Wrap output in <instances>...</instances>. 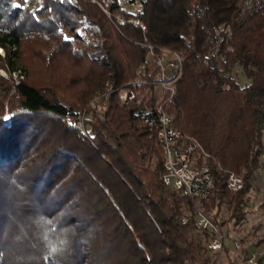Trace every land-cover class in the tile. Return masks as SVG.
Masks as SVG:
<instances>
[{"label": "trees", "instance_id": "trees-1", "mask_svg": "<svg viewBox=\"0 0 264 264\" xmlns=\"http://www.w3.org/2000/svg\"><path fill=\"white\" fill-rule=\"evenodd\" d=\"M131 1L143 8L126 10ZM29 2L0 0L2 66L20 72L0 74V264L10 263L11 207L35 222L17 264H212L214 233L194 217L182 223L191 201L164 184L163 150L135 115L140 105L109 91L146 81L132 86L142 102L159 100L201 144L195 164L214 178L204 211L220 229L242 221L264 155V0H111L110 12L127 18L120 31L92 0ZM94 24L104 43L71 37ZM165 50L183 57L171 97L151 83ZM225 170L241 175L242 189L227 187ZM223 207L228 217L219 220Z\"/></svg>", "mask_w": 264, "mask_h": 264}, {"label": "built area", "instance_id": "built-area-1", "mask_svg": "<svg viewBox=\"0 0 264 264\" xmlns=\"http://www.w3.org/2000/svg\"><path fill=\"white\" fill-rule=\"evenodd\" d=\"M109 16H115L120 24L127 22L126 17L121 13L112 14L109 10L111 0H92ZM76 5L79 0H71ZM126 10L137 12L143 8L142 2L131 1L123 5ZM127 7V8H126ZM130 22L139 25L144 31L147 30L137 17L133 16ZM151 52L154 47L147 44ZM158 72L152 84L171 96L174 95V83L179 79L183 71V57L178 51L165 50L157 58ZM122 100H134L140 105L135 115L151 131L156 133L157 140L163 150L164 184L172 190L179 191L182 196L190 199L192 213L186 212L182 217V223L188 222L191 217L195 218L201 229L210 230L214 233L209 241V248L212 251L223 250L226 235L221 231L212 218L204 211L203 203L209 202L214 188L213 173L209 165H196V151L202 150L201 144L194 137L186 134L177 127L173 116L164 109L163 104L158 100L154 104H145L133 90H124ZM83 127V122L77 123ZM226 185L230 190L238 191L243 188L244 180L241 175L231 170H225ZM192 214V215H191ZM237 248H242L236 244ZM263 251H248L247 261L249 264H258L263 258Z\"/></svg>", "mask_w": 264, "mask_h": 264}, {"label": "rangeland", "instance_id": "rangeland-1", "mask_svg": "<svg viewBox=\"0 0 264 264\" xmlns=\"http://www.w3.org/2000/svg\"><path fill=\"white\" fill-rule=\"evenodd\" d=\"M41 1L42 0H30L29 6L31 8H38L41 6ZM106 15L110 19L114 27L120 31V27L118 25H122V24L118 22L115 16H109L108 14ZM100 33H101V29L99 25L94 24L91 26L90 29L87 28L85 30H82L81 27H76L74 28L73 33L70 34L73 39L75 38L76 40L80 41L82 45L95 46L97 43L105 42V38H103L100 35ZM5 57H6V49L0 46V74L7 78L12 77L13 79L17 80L19 78V73H20L18 70L9 73V71L2 66ZM24 68L25 66L21 68V71ZM235 70L238 71L237 79L239 84L245 85L248 82V78L243 72L242 67L240 65H237ZM177 81L174 83L175 92H176ZM141 84H146V81H143L139 78H135L119 88L111 89L109 92H114L115 90L119 91L120 100L124 101L121 98L123 91L124 90L135 91L132 86L134 85L138 86ZM156 92L159 94L164 93V91H162L160 88H156ZM135 93L137 94V91H135ZM98 100H100V96L94 98L90 102V105L95 106L96 105L95 103ZM27 176L28 175L24 170L16 174L17 180L20 183L24 182ZM251 183H252V187L248 194V205L246 208V216L242 221L238 223L235 221H230L227 222L223 227H221V231L226 235V240L223 245V250L211 251L212 261H213L212 264H249L247 261L249 250L250 251L264 250V155H262V157L260 158L259 165L256 168H254L252 172ZM10 211L13 216L14 213L16 214V220L14 219L15 221H13L5 231V235H7L9 239L8 252L10 255L8 254L7 258L9 259L10 262L9 264H17L19 261L15 260L14 255L17 256L15 252H18L21 255L22 253H26V252L29 253V244H30L29 237H31V235L34 236L33 228H35V222L32 218L33 215L30 216L26 213H23L20 210L19 211L15 210L13 212L12 207L10 208ZM215 212L216 209H214L211 212L212 213L211 215H213ZM227 217H228L227 209L223 207L219 212L218 219L225 220ZM17 233L19 235H15ZM17 241L18 243H15ZM20 241L23 242H21L20 244ZM236 244H239L242 248H237ZM258 264H264V255H263L262 263L259 262Z\"/></svg>", "mask_w": 264, "mask_h": 264}, {"label": "snow or ice", "instance_id": "snow-or-ice-1", "mask_svg": "<svg viewBox=\"0 0 264 264\" xmlns=\"http://www.w3.org/2000/svg\"><path fill=\"white\" fill-rule=\"evenodd\" d=\"M16 7H17V8H19V7H20V5H19V4H17V5H16Z\"/></svg>", "mask_w": 264, "mask_h": 264}]
</instances>
